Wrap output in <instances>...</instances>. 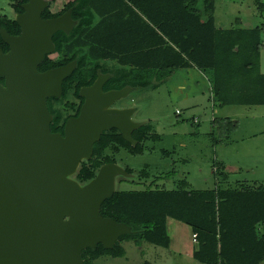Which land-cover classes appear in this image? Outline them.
I'll use <instances>...</instances> for the list:
<instances>
[{"label":"trees","instance_id":"1","mask_svg":"<svg viewBox=\"0 0 264 264\" xmlns=\"http://www.w3.org/2000/svg\"><path fill=\"white\" fill-rule=\"evenodd\" d=\"M26 1L10 0L14 12H22ZM49 5L42 18L71 9L76 21L70 32L59 30L52 37L58 60L45 55L38 65V70L44 71L76 61L62 82L61 96L47 98L52 132H62L67 118L79 110L76 105L72 114L63 115L53 102L70 91L81 101L80 88L91 84L98 72L109 74L104 90L129 86L133 91L156 89L176 70L192 67L209 81L214 106L264 105V73L260 71L263 28H217L215 0H71L58 11ZM1 28L12 35L20 33L18 24L6 15H0ZM0 47L8 50L1 35ZM232 125L228 117L214 116L211 134H224ZM150 128L143 124L132 132L135 146L116 128L103 131L93 145L89 164L81 166L76 178L85 183L101 165L114 162L100 159L107 148L141 152L140 143ZM215 174L221 179L217 178L212 189L115 190L102 202L99 214L128 225L131 232L121 235L110 249L100 243L83 249L84 264H95L104 255L123 256V240L168 247L167 218L184 223L196 234L192 256L202 264H260L264 261V185L221 188L218 184L225 180V174L220 168Z\"/></svg>","mask_w":264,"mask_h":264},{"label":"water","instance_id":"2","mask_svg":"<svg viewBox=\"0 0 264 264\" xmlns=\"http://www.w3.org/2000/svg\"><path fill=\"white\" fill-rule=\"evenodd\" d=\"M47 0H27L15 13L20 33L0 29V264H84L83 249H110L131 228L102 217V202L115 192L117 176L130 174L114 162L98 168L85 183L75 180L103 131L116 128L135 146L134 108L113 107L132 88L103 91L109 74L98 73L82 87L78 115L66 120L63 135L52 132L47 98L60 97L62 82L76 61L44 71L38 65L55 52L53 35L76 25L71 9L42 18Z\"/></svg>","mask_w":264,"mask_h":264},{"label":"rangeland","instance_id":"3","mask_svg":"<svg viewBox=\"0 0 264 264\" xmlns=\"http://www.w3.org/2000/svg\"><path fill=\"white\" fill-rule=\"evenodd\" d=\"M47 1L52 11H58L71 0ZM10 5V0H0V15L14 18ZM214 19L215 25L222 29L258 25L263 27L264 35V0H215ZM82 49L78 48L80 52ZM49 57L56 60L58 53ZM107 65L112 67L111 62ZM260 71L264 73V36ZM77 103L70 91L60 101L53 102V107L69 115ZM212 105L209 81L192 67L176 70L156 89H136L114 102L113 107L134 108L132 120L151 127L140 143L141 152L131 153L123 148L117 152L110 148L103 151L102 161L110 158L130 170V176L116 177L115 190L212 189L219 181L216 168L225 174V180L218 184L221 188L264 185V105L214 106V111ZM213 115L228 117L234 125L228 132L212 136L210 117ZM88 161H81L72 175L78 182V170L83 164L88 165ZM166 229L170 238L168 247L123 240L120 243L125 251L123 256L104 255L95 264H202L192 256L196 243L192 241L189 226L167 218Z\"/></svg>","mask_w":264,"mask_h":264},{"label":"flooded vegetation","instance_id":"4","mask_svg":"<svg viewBox=\"0 0 264 264\" xmlns=\"http://www.w3.org/2000/svg\"><path fill=\"white\" fill-rule=\"evenodd\" d=\"M50 56V55H49ZM58 57H59V55H58ZM55 60V59H54ZM56 60H58V58L56 59ZM65 65V64H64ZM56 67H58V66H56ZM52 68H55V67H52ZM48 69H51V68H48ZM47 70V69H46ZM98 73H100V72H98ZM103 74V73H102ZM107 74V73H106ZM98 75V74H97ZM97 77V76H96ZM95 80V79H94ZM93 83V82H92ZM91 83V84H92ZM106 83V82H105ZM105 83L103 84V87H104V85H105ZM91 84H89V85H86V86H82V87H87V86H90ZM81 87V88H82ZM111 90V89H110ZM103 91H107V90H104L103 89ZM131 92H132V90H131ZM78 100V103L76 104L78 107H79V109H80V106H81V104L83 103V97H82V100L80 101L79 99H77ZM78 112H79V110H78ZM77 115H78V113H77ZM76 115V116H77ZM71 117H75V116H71ZM70 118V117H69ZM68 119V118H67ZM66 122V121H65ZM65 124V123H64ZM63 128H64V126H63ZM58 133H60V134H62L63 135V131L62 132H59V131H57Z\"/></svg>","mask_w":264,"mask_h":264},{"label":"crops","instance_id":"5","mask_svg":"<svg viewBox=\"0 0 264 264\" xmlns=\"http://www.w3.org/2000/svg\"><path fill=\"white\" fill-rule=\"evenodd\" d=\"M10 4H11V2H10ZM11 6V5H10ZM11 9H12V6H11ZM12 11H13V9H12ZM215 11V10H214ZM13 14H14V12H13ZM12 19V18H11ZM258 26V25H257ZM217 27V26H216ZM254 27H256V26H253V27H250V28H254ZM218 28V27H217ZM231 28H233V27H231ZM237 28H241V27H237ZM250 28H246V29H250ZM263 28V27H262ZM220 29H222V28H220ZM262 36H264V35H262ZM180 69H191V67L190 68H180ZM193 69V68H192ZM196 69V68H195ZM200 72V71H199ZM203 74V73H202ZM211 101H212V98H211ZM213 103V102H212ZM212 111H214V105H212ZM213 117H214V115L212 116V117H210V124H211V120L213 119ZM195 122V121H194ZM210 130H211V128H210ZM217 184L215 183V186H216ZM191 237H192V234H191Z\"/></svg>","mask_w":264,"mask_h":264},{"label":"built area","instance_id":"6","mask_svg":"<svg viewBox=\"0 0 264 264\" xmlns=\"http://www.w3.org/2000/svg\"><path fill=\"white\" fill-rule=\"evenodd\" d=\"M177 114H179V111H176ZM194 121H196V119H194ZM192 241L196 242V234H192Z\"/></svg>","mask_w":264,"mask_h":264}]
</instances>
